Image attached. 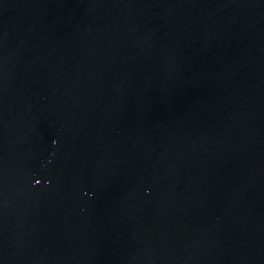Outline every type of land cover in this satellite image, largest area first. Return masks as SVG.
Segmentation results:
<instances>
[{"label": "water", "instance_id": "1", "mask_svg": "<svg viewBox=\"0 0 264 264\" xmlns=\"http://www.w3.org/2000/svg\"><path fill=\"white\" fill-rule=\"evenodd\" d=\"M0 264H264V0H0Z\"/></svg>", "mask_w": 264, "mask_h": 264}]
</instances>
